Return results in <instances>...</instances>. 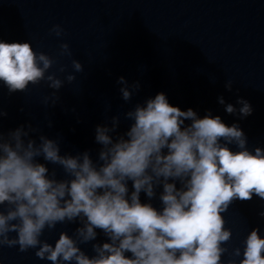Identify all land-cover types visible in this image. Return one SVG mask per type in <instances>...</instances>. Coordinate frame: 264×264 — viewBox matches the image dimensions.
<instances>
[{"label": "clouds", "instance_id": "obj_1", "mask_svg": "<svg viewBox=\"0 0 264 264\" xmlns=\"http://www.w3.org/2000/svg\"><path fill=\"white\" fill-rule=\"evenodd\" d=\"M50 33L61 37L64 29L53 25ZM60 55H72L68 43L60 44ZM54 63L30 42L0 41V81L10 94L46 81L54 91L44 103L51 99L54 105L65 80L72 84L75 73L83 72L73 59L74 72L61 80L47 74ZM58 70L63 73L65 67ZM118 83L126 102L140 88L139 81L129 85L124 77ZM232 83L225 84L229 91ZM218 102L225 104L223 97ZM237 103L238 110L227 104L225 111L252 114L247 100ZM6 115L0 108V119ZM124 118L132 123L122 135H112L119 116L111 118V126H96L95 142L101 147L95 160L89 151L62 155L59 138L39 135L37 143L30 133L39 128L31 124L7 134L0 130V248L34 249L36 258L51 264H223L229 253L224 245L233 236L223 213L235 200L254 195L264 200V149L249 151L238 124L228 126L211 112L201 118L191 108L181 110L163 92ZM231 144L240 150L232 151ZM48 164L61 168L65 178L57 179ZM161 187L160 209L141 201V193L151 201ZM71 223L79 226L71 235L61 231L54 245L41 239L45 230ZM97 230L107 242L93 243ZM89 244L91 256L81 247ZM243 245L231 250L228 264H264L259 228L249 232Z\"/></svg>", "mask_w": 264, "mask_h": 264}]
</instances>
